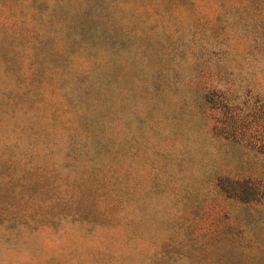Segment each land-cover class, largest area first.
Instances as JSON below:
<instances>
[{"label": "rangeland", "instance_id": "rangeland-1", "mask_svg": "<svg viewBox=\"0 0 264 264\" xmlns=\"http://www.w3.org/2000/svg\"><path fill=\"white\" fill-rule=\"evenodd\" d=\"M0 264H264V0H0Z\"/></svg>", "mask_w": 264, "mask_h": 264}, {"label": "trees", "instance_id": "trees-1", "mask_svg": "<svg viewBox=\"0 0 264 264\" xmlns=\"http://www.w3.org/2000/svg\"><path fill=\"white\" fill-rule=\"evenodd\" d=\"M232 124H233V128H231L230 130H232V132H234L235 136H237L241 140L246 141L247 144L252 142V138L249 136L250 128H246L248 130H245V129L241 128V127H237V120H234ZM243 187L244 188H242V191L240 189L242 194H246V196L248 198L253 196L255 191H254V189L252 187H247L246 185L243 186ZM243 189H244L245 193H244Z\"/></svg>", "mask_w": 264, "mask_h": 264}]
</instances>
